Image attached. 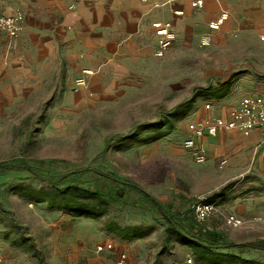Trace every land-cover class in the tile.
Wrapping results in <instances>:
<instances>
[{"label":"rangeland","instance_id":"rangeland-1","mask_svg":"<svg viewBox=\"0 0 264 264\" xmlns=\"http://www.w3.org/2000/svg\"><path fill=\"white\" fill-rule=\"evenodd\" d=\"M24 34L10 49L0 43V161L23 158L58 174L88 170L81 177L84 183L98 179L94 169L117 172L179 213L191 204L178 195L189 199L209 195L195 193L193 180L203 163L186 161L180 149L188 122L183 117L193 95L231 77V90L242 99L264 95V58H231L225 44L208 41L195 47L191 39L186 40L184 53L155 57L151 66L137 61L121 66L128 61L112 58L94 68L88 65L93 59L83 66L72 51L73 60L68 58L64 44L51 51L55 45L49 43L48 29L43 34L46 44L34 41L33 28ZM232 46L237 56L244 52L238 44ZM237 72L243 73L233 74ZM178 108L180 118L172 119L174 128L168 136L147 145L127 142L120 147V140L137 128L163 124ZM230 182L226 196L217 203L220 210L206 224L222 230L234 243H264V171ZM20 184L46 187L26 171L0 175V264H40L30 250L11 242L18 238L38 252L41 264H87L97 256L112 261V255L95 251L108 243L125 252L131 264H185L192 255L190 246L175 239L164 245L166 225L152 209L114 203L102 218L74 217L49 209L45 201L29 202L19 193ZM229 214L239 217L242 225L228 227L225 216ZM106 220L152 230L144 237L122 240L106 231ZM238 252L264 264L263 250Z\"/></svg>","mask_w":264,"mask_h":264},{"label":"crops","instance_id":"crops-1","mask_svg":"<svg viewBox=\"0 0 264 264\" xmlns=\"http://www.w3.org/2000/svg\"><path fill=\"white\" fill-rule=\"evenodd\" d=\"M195 1L0 0V14L12 15L20 11L24 16L21 33L15 38L0 33V43L10 49L15 41L25 37V31L33 28L36 31L34 41L42 44L47 41L43 34L48 29L49 43L56 46L49 49L55 52L59 45L64 44V48L70 53L67 57L73 60L72 51L74 58H80V64L82 62L83 66L86 65L87 59H93L88 65L96 68L101 66L103 59L109 61L112 58L128 61L121 63V66L132 64L133 61L142 66H151L156 57V29L169 22L175 33V40L163 58L173 56V52L184 53L186 40L191 39L194 40L195 47H200L203 39L215 46L225 44L227 55L231 58H264V40L261 39L264 38V0H202L201 7H193L192 3ZM155 3H159V6L155 7ZM222 11L228 13L227 20L220 30H211L208 27L209 22L217 18ZM235 44H238L245 54L242 52L237 56L231 49ZM238 73L243 72L233 74ZM221 85L208 87L210 89H207L205 96L196 97L192 105L189 103L191 108L185 116L183 115V120L188 121L187 125L206 118L228 119L230 110L242 100V96L231 90L232 84L227 92L217 95ZM261 96L264 98V95ZM184 133L186 136L187 126ZM197 144L204 150L206 161L198 165L197 169L201 173L193 180L194 183L197 182L195 193L211 194L235 178L253 171H264L262 129L256 128L247 136L233 130H221L214 136H202L197 139ZM180 149L185 160L196 165L191 154L183 146ZM222 161L225 163L221 164ZM224 197L216 201L219 210L217 203ZM115 247L112 244V249L103 251L113 256L112 261L116 250H119ZM103 252L96 251V254ZM112 261L97 256L89 259L87 264H111ZM127 264H131L129 258Z\"/></svg>","mask_w":264,"mask_h":264},{"label":"trees","instance_id":"trees-1","mask_svg":"<svg viewBox=\"0 0 264 264\" xmlns=\"http://www.w3.org/2000/svg\"><path fill=\"white\" fill-rule=\"evenodd\" d=\"M231 80L232 77L222 84L216 94L220 95L227 92L232 84ZM207 92L208 90L197 92L193 95L190 103H193L198 96H205ZM179 109L170 113L169 120L167 119L163 124L140 126L135 133L120 140V147L123 148V143L127 142L137 146L147 145L166 136L174 128V121L180 118L178 117ZM9 171H26L45 182L46 187L39 189L31 185H18L19 193L29 202L45 201L49 209L61 210L74 217L102 218L107 215L110 206L114 203H132L152 209L162 217L166 225L163 237L164 245L168 244L172 238L190 246L192 250L191 257L197 264H263L255 259L243 257L241 252H238L246 249L264 251L263 242H231L222 230L210 228L206 223H199L193 216V206L195 204L206 202L216 205V201L224 197L232 186L231 182L202 200L178 196L182 202L191 204L187 211L179 213L174 211L170 204L158 200L139 183L117 172L94 169L92 172L97 175L98 179L94 182L84 183L81 177L88 170L58 174L51 170L30 165L23 158L0 161V175ZM104 228L107 232L122 240L141 238L152 230L151 227L143 225L121 226L113 220H106ZM11 242L30 250L31 255L37 258V261L41 264V260L37 255L38 252L28 245L26 240L18 238L11 240ZM119 252L123 251L115 253Z\"/></svg>","mask_w":264,"mask_h":264},{"label":"built area","instance_id":"built-area-1","mask_svg":"<svg viewBox=\"0 0 264 264\" xmlns=\"http://www.w3.org/2000/svg\"><path fill=\"white\" fill-rule=\"evenodd\" d=\"M142 2H153V0H140ZM155 7L159 6V3L154 4ZM193 7H201L202 0H196L192 3ZM181 12H177L179 14ZM228 13L222 11L217 18L210 21L208 27L211 30L218 31L221 29L223 23L227 20ZM24 16L22 12L17 11L12 15L0 14V33H4L10 37H17L23 30ZM157 36V49L155 52L156 57H163L166 51L170 48L171 44L175 40V33L169 22H165L159 28L156 29ZM264 40V38H262ZM203 39L202 45H207L208 40ZM80 83L82 81H79ZM209 107L208 105L206 106ZM259 128L264 131V98L261 95H253L246 97L238 102V104L232 108L228 114V119L213 118L202 119L195 122H190L187 125V134L182 142V146L187 150L194 161L198 164L206 161V155L204 150L197 144V139L204 135H216L221 130H233L240 132L247 136L254 129ZM222 161L221 164H224ZM202 200V199H200ZM217 212V207L213 203L198 202L193 206V216L199 223H206L211 216ZM242 220L229 214L225 216V224L231 228H237L242 225ZM106 249H112V244L98 245L95 251L101 252ZM111 264H127V254L125 252H119L116 254ZM185 264H197L190 256L186 259Z\"/></svg>","mask_w":264,"mask_h":264}]
</instances>
